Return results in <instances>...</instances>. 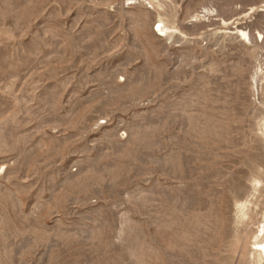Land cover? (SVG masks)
Instances as JSON below:
<instances>
[{"label": "rangeland", "instance_id": "obj_1", "mask_svg": "<svg viewBox=\"0 0 264 264\" xmlns=\"http://www.w3.org/2000/svg\"><path fill=\"white\" fill-rule=\"evenodd\" d=\"M263 224L264 0H0V264H264Z\"/></svg>", "mask_w": 264, "mask_h": 264}, {"label": "bare ground", "instance_id": "obj_2", "mask_svg": "<svg viewBox=\"0 0 264 264\" xmlns=\"http://www.w3.org/2000/svg\"><path fill=\"white\" fill-rule=\"evenodd\" d=\"M262 236L263 237L261 240L255 242L256 247L253 249V251L257 254L260 260H264V224L262 225Z\"/></svg>", "mask_w": 264, "mask_h": 264}]
</instances>
